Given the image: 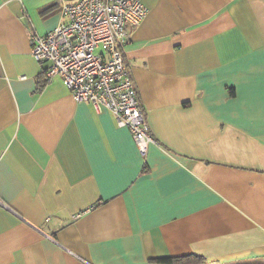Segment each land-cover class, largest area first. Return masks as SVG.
<instances>
[{
	"label": "crops",
	"instance_id": "crops-1",
	"mask_svg": "<svg viewBox=\"0 0 264 264\" xmlns=\"http://www.w3.org/2000/svg\"><path fill=\"white\" fill-rule=\"evenodd\" d=\"M62 1L0 0V264H264V0H140L121 50L144 156L109 110L39 88L29 37Z\"/></svg>",
	"mask_w": 264,
	"mask_h": 264
},
{
	"label": "built area",
	"instance_id": "built-area-1",
	"mask_svg": "<svg viewBox=\"0 0 264 264\" xmlns=\"http://www.w3.org/2000/svg\"><path fill=\"white\" fill-rule=\"evenodd\" d=\"M61 21L44 35L32 33L30 53L47 63L45 79L59 78L77 103L109 110L126 127L138 153L157 144L124 63L122 46L146 17L140 0H73L59 5ZM100 49L101 52L95 53Z\"/></svg>",
	"mask_w": 264,
	"mask_h": 264
},
{
	"label": "trees",
	"instance_id": "trees-1",
	"mask_svg": "<svg viewBox=\"0 0 264 264\" xmlns=\"http://www.w3.org/2000/svg\"><path fill=\"white\" fill-rule=\"evenodd\" d=\"M46 10H47L46 7L45 9L43 8L44 12ZM45 80L46 79H45V69H44L42 70V73H41V81H40L39 88L42 87L43 83L46 82ZM158 261L162 263H168V264H200V262L202 261V258L199 256L190 255V256L178 257V258L166 257V258L158 259Z\"/></svg>",
	"mask_w": 264,
	"mask_h": 264
},
{
	"label": "rangeland",
	"instance_id": "rangeland-1",
	"mask_svg": "<svg viewBox=\"0 0 264 264\" xmlns=\"http://www.w3.org/2000/svg\"><path fill=\"white\" fill-rule=\"evenodd\" d=\"M100 49L95 50V53H98Z\"/></svg>",
	"mask_w": 264,
	"mask_h": 264
}]
</instances>
